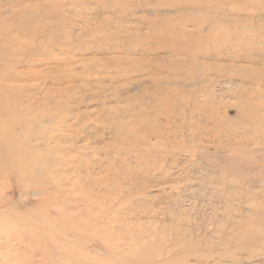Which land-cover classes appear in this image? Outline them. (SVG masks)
<instances>
[{"label": "rangeland", "instance_id": "rangeland-1", "mask_svg": "<svg viewBox=\"0 0 264 264\" xmlns=\"http://www.w3.org/2000/svg\"><path fill=\"white\" fill-rule=\"evenodd\" d=\"M178 1L0 0V134L11 129L23 142L28 139L32 116L20 108L30 93L49 108L39 112L46 122L33 126L37 135L52 129L50 119H65L66 109L86 115L83 131L64 132L63 146L72 160L69 154L66 165L61 158L55 189L37 188L40 172L15 179L0 166V210L9 212L0 216V264H264V168L253 165L254 160L264 163V111L242 113L236 106L241 74L231 82L220 68L228 60L212 54L206 63L215 64L208 71L203 58L201 65H193L190 56L187 65L171 73L183 90L161 94L153 103L144 96L153 91L145 74L149 61L128 69L123 59L118 66L107 60L126 56L113 49L128 46L133 38L137 44L142 34L154 35L158 43L174 41L168 28L179 31L184 21L187 32L205 23L197 32L203 35L201 42L193 48L213 52L217 45L206 41L217 43L234 25L239 28L236 21H227L264 7V0H199L194 6ZM218 17L223 21L216 20L209 33L207 21ZM26 47L36 54L30 60L29 52L20 53ZM147 55L173 61L183 57L170 49ZM15 58H28V63L17 64ZM27 70L31 76L26 80L18 75ZM37 70L43 76L34 75ZM65 80L75 85L74 92L55 91L66 86ZM4 84L10 90L3 91ZM204 91L230 107L207 115L192 112L189 99L198 93L204 102ZM45 92L50 93L47 99ZM60 98L70 102L69 107L64 104V114L50 109ZM81 98L85 101L76 108L75 100ZM142 122L160 134L149 136L147 144L142 137L149 128ZM5 133L0 136L5 149L4 154L0 148V161L13 156ZM65 153L59 155L64 158ZM161 156H167L172 168L154 172L150 161L160 163ZM91 180L100 183L94 186ZM46 198L51 202L41 205ZM77 212L81 215L75 218Z\"/></svg>", "mask_w": 264, "mask_h": 264}, {"label": "bare ground", "instance_id": "bare-ground-1", "mask_svg": "<svg viewBox=\"0 0 264 264\" xmlns=\"http://www.w3.org/2000/svg\"><path fill=\"white\" fill-rule=\"evenodd\" d=\"M197 1H199V0H185V3L188 5L194 6L197 3ZM182 5H183V3H182ZM254 10L256 13L254 12ZM254 10H252V12L247 14V15H244V14L238 15L237 14L233 19H231V21H227V22L236 21L239 28H237V26L234 25V29L229 34H224V35L218 36L217 43H215L216 40H214L213 38L206 41L207 43L212 44L214 47H215V45H217L216 46L217 48H215L213 50V52H211V49L210 50H205V49L200 50L198 47H197L198 49L196 51H194V48H193V47L198 46L197 44H200V42H201V38L203 37V35L200 36V35H198L197 32L203 31V29L205 28V23L200 22V23L196 24L195 30H192L191 32H187L185 28L187 27L188 22L184 21L183 23L182 22L179 23V25L181 23L183 25V27H181L179 31L175 30L176 27H173V26H170L168 28L169 32L172 33L173 37L175 38L174 41L168 40L166 43H164V42L158 43V39L156 37H153L154 35L149 34L148 37H146L144 34H142L140 36L141 38L139 41L136 39L137 44H133V42H134V38H133L131 40V43L128 44V46H124L123 44H119L115 48L113 47L114 49L112 48L113 50H116V51H119L122 53H126L127 54L126 56H124L122 58H107V60H109L110 65L118 66L119 64H121L120 59H123L124 62L129 65L128 69H133V68L136 69V66H138L140 64L139 62L142 59H146L147 61H149L150 65L148 67H146L145 74L148 75L152 79L153 91L149 95L147 93H145L146 95H144V96L149 97L152 100V102L155 103L157 100H160L159 95H161V94L169 97V96L173 95L174 93H177L178 91L183 90L182 87L181 88L177 87L176 83L174 82V77L171 76V73L174 72L175 70H179V68L187 65V63H188L186 60L187 58H190V56L193 57V60H195L193 65H195V64L201 65V64H199L200 58H203L204 62L202 64L204 65L206 70L210 71L211 69H213V66L215 63L214 64L213 63L208 64V63H206V59L211 58V56L213 54L214 56H216L218 58L221 57V58L229 61V63L223 64V66H220L222 72H228L229 73V76H228L229 81L232 82L235 74H239V73L241 74L242 85L238 86L239 89L236 91L235 97L237 99L236 106L241 108L242 113L246 112V111L247 112L250 111V112H254V113L255 112L258 113L259 111H264V94L260 93L262 88H264L263 87L264 86V7L263 6L260 7V5L255 6ZM182 13H184V12H182ZM156 15H159V13H156ZM165 17L169 18V19L172 18L171 16H169L167 14H165ZM216 20L223 21V18L222 19L220 17H218L217 19L211 18V19H209L210 22L207 21L210 25V29L208 30L209 33L212 32L213 30H215L214 25L217 24L215 22ZM170 21H173V18ZM246 22L249 23L248 24L249 27H247ZM224 30H225V28H224ZM247 31H249V32L247 33ZM198 38H200V39H198ZM152 41H156L154 48L152 47L153 45L151 44ZM99 49H101V48H99ZM166 49H168V50L170 49V52H172L174 55H179V56H183V57H180L179 59H177V61H173V59H171L169 56L163 55V56L157 58L158 60H161V62H159V61H156L157 59L155 57H149V55H147L149 52H155L157 50H162V51L166 52ZM138 51L142 55L141 57H139V59L137 57L131 56L132 54H136ZM27 52H29V51H28V48L26 47V49H23L20 53H22L24 55V54H27ZM33 56H36V54L31 52L29 54V60ZM15 60H16L17 64L18 63L19 64H27L28 63V58L25 59L26 62H23V61L19 62V61H17L16 58H15ZM245 60L249 61L250 65L244 66V65L238 64L239 61H245ZM121 65H123V64H121ZM166 71H169L170 74L169 73L166 74ZM28 72H29L28 70L27 71H21L18 73V75L20 77L25 78V80H26L27 78H29L31 76V75L26 74ZM176 73L177 72H174L173 74H176ZM33 74L37 75V76H43L42 70L34 71ZM19 76L14 74L13 78L16 80ZM69 77H71V76H69ZM61 80H62V84H63V79H61ZM64 84H66V86L64 88H55V91H57L58 93H59V91H65V90L66 91L68 90L69 92H74L75 85L67 83L66 80H65ZM38 85H40V84H38ZM2 89H3V91H5L6 89L10 90V85L4 84V88H2ZM17 89L18 88L16 87L14 91H16ZM204 92H206V91H204ZM49 96H50V93L45 92L43 94L44 99L49 98ZM27 97H28V99L27 98L25 99L27 104L24 105V102H23L24 106L22 105L23 107H21L20 109H21V111L24 112L25 108H26V110L28 111L27 113H29L32 116V119L28 120V122H29L28 124L31 125V128L29 129V132H30L29 137H27L28 138L27 139L26 136H24V138H26L27 140L24 139V142H23V140H21V136L19 137L17 135V137H15V136H13L14 134L13 135L11 134L13 130L11 131V129H9V131L8 130L4 131V132H6L5 136L8 137V138L6 137L7 138L6 142L8 143V149L11 151L13 150L12 152H10V155L12 156V153H13V156H12V158L9 156L8 159H5V160L2 159L3 161H0V166L2 168H4L5 170H7L9 173H11L15 179H17V178L22 179V176L25 174H28V175L30 174L31 177H34L37 172H40L42 174H41L40 178H38L39 184H38L37 188H40V190H42V191L44 190V188L55 189L57 186L55 179L61 178L60 173L62 171L61 170L62 165H59L62 162L61 158L63 160V163L72 160L71 159L72 157L70 154L71 151L65 150L64 146H63V141H65L64 139L66 136L64 132L65 131H72L74 129H77L76 131L78 133H80L81 130L83 131L85 128L82 125L83 122L81 121V118L85 117L86 115L84 114V112L81 113V112L74 111V109H72V110L66 109L65 110L66 113L64 116V117H66L65 119L62 118L63 120L61 119L60 121H56V119H50V123L53 124L52 129H50V131L46 130L45 132L39 133L37 135L36 130L34 129L33 126L35 124L37 125V124H41V123L46 122V121L38 118L39 112L40 113L41 112H47V110L49 108H47L48 106L46 105L45 101L38 102L39 99H36L34 94L30 93ZM175 97L177 98V96H175ZM205 97H206L205 101L202 102L201 100H199V94L197 93L191 99H189L188 103L192 102V104L194 105L193 108H191L192 112H196V113H199L202 115H207V113L210 111L218 112V111H220L221 108L223 109V108H229L230 107V105H227L223 100L217 99L214 96V93L212 91L206 92ZM67 99L70 100V97L69 98L67 97ZM68 100L66 101V99H65V101H66L65 102V101H63L62 98L54 99V101L51 102V108L50 109L56 110L59 113L64 114L63 113L64 112L63 108L65 107L64 104L66 103L65 105H67V107H69V104H70V102ZM84 101L85 100H83L82 98L80 100H75V103L77 104L76 108H79L78 105H80ZM188 103L184 102V105L187 106ZM185 106H184L185 111H188L189 108L185 107ZM143 110L145 111L148 109L144 108ZM144 113H147V111H145ZM262 116H260V117H262ZM44 118H45V116H44ZM39 120H42V121H40L41 123H37ZM261 120L262 119H260V121ZM147 122H142V125L149 128V130H147L142 137V140L146 144L148 143V141H150L149 136H159L160 135L159 132L156 130V128H154L153 126H152V128H150V125H148ZM41 125H39V126L41 127ZM163 125H165V124H163ZM122 126H124V125H122ZM15 128L17 129V126ZM120 128H122V127H120ZM55 130L58 133L52 134ZM4 132L2 130L1 134L4 135ZM1 134H0V136H1ZM16 134H18V133L16 132ZM3 135H2V137H3ZM71 138L73 140H76L77 136L74 135V136H71ZM20 143L23 146H21ZM0 145H1L0 148L2 147L1 152L4 153V151H5V149H3L4 145L3 144H0ZM64 151H66V153H65V155L63 154V156H64V158H63L59 154L64 153ZM2 153H0V154H2ZM69 154H70L71 160L69 158H66ZM4 156L6 157V155H4ZM5 157H1V158H5ZM51 157H52V159H50ZM147 158H149V156H147ZM162 158H163V161L160 163L158 162V159H156V158H154V160L150 161L151 162L150 165H151L154 172L162 171V173H164V170H167L168 167L172 168V166L170 165V163L167 159V156L162 157ZM68 163H70V162H68ZM81 163H80V165H81ZM19 164H20V167H17V168H20V170L16 171L15 170L16 166ZM73 164H74V162H73ZM45 165H48L51 167L57 166L58 168L55 169L57 171V173H55V170L53 171V169H52V171L44 172L42 168ZM77 165H78V163H77ZM253 165H259V166L264 168V163H260L258 160H254ZM59 168H60V171H59ZM77 168H79V167H77ZM73 169L75 170V167ZM169 170H170V168H169ZM1 171H4V170H1ZM89 173H87V175L90 177L91 175ZM17 175H19V176H17ZM90 183H92L95 186V185L99 184L100 181L98 180V182L96 183V181L93 180ZM47 202L48 203L51 202V199L48 198L41 205H46ZM1 204H2V202H0V205ZM34 206H38V205L34 204ZM34 212H35V210L27 211V213H29V214L34 213ZM10 213H12V212H10ZM8 214H9V212H7L6 210H0V216L1 217H3V216L7 217ZM80 215H81L80 212H77L76 214H74V217L77 218L78 216L80 217Z\"/></svg>", "mask_w": 264, "mask_h": 264}]
</instances>
